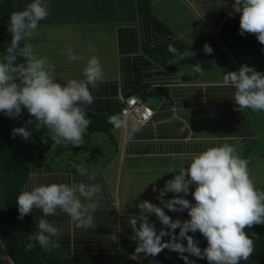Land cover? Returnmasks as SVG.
<instances>
[{
  "label": "crops",
  "instance_id": "1",
  "mask_svg": "<svg viewBox=\"0 0 264 264\" xmlns=\"http://www.w3.org/2000/svg\"><path fill=\"white\" fill-rule=\"evenodd\" d=\"M29 2L14 0V11L22 10ZM45 3L49 15L39 25L48 28L38 27L30 43L38 56L47 57L55 66L57 81L63 84L71 78L82 79L86 60L92 55L100 59L104 79L96 89H91L95 101L84 106L87 114L108 115L120 109L129 96H136L153 110L151 118L141 125L134 124L131 115L124 118L127 130L99 132L105 136L86 131L84 144L69 145L71 150L74 148L73 153L40 162L42 165L29 174L25 187H31L33 182L67 183L72 177L83 180L76 174L77 166L98 173L102 199L93 213L96 227L87 231L77 229L64 213L48 217L62 232L56 237L59 247L55 249L69 264H107L114 256H126L136 263L149 258L153 260L151 264H185L176 252L168 249L155 257L136 255V241L130 239L127 218L139 214L135 206L141 200L163 207L156 199L158 193L152 189L162 188L174 175L164 172L186 166L193 153L223 143L236 146L238 153L249 161L250 176L257 189L264 190L262 170H257L264 160V112L238 109L231 98L233 89L224 86V76L239 69L228 44L219 36L239 18V13L229 15L233 0H150L149 15L139 11L137 0ZM180 41L193 48L203 49L207 44L213 49V66L194 80H184L179 71L167 69L150 52ZM67 46L82 59L69 61ZM133 127L139 131L129 141L128 130ZM99 139L105 147L98 145ZM191 190L192 186L185 197L190 201ZM172 195L167 193L165 199ZM117 204L119 213L115 210ZM164 211L173 219L188 218L186 210ZM41 215L39 209L31 213V233ZM149 220L157 230L161 228L154 215ZM117 225L121 231L115 233V243L109 236ZM189 235L199 241L201 249L206 246L199 232ZM189 259L194 264L208 263L197 257Z\"/></svg>",
  "mask_w": 264,
  "mask_h": 264
},
{
  "label": "clouds",
  "instance_id": "2",
  "mask_svg": "<svg viewBox=\"0 0 264 264\" xmlns=\"http://www.w3.org/2000/svg\"><path fill=\"white\" fill-rule=\"evenodd\" d=\"M231 8L229 15L239 13V34H253L264 45V0H233ZM48 15L45 0H31L22 10L9 15L10 40L4 54L0 55V112L17 118L22 109H26L31 117L25 126L12 129L13 137L18 135L25 141L30 140L32 132L26 125L35 122V130L48 132L43 142L50 138L57 146H80L85 143V133L91 123L84 106L94 103L91 89L103 82L104 72L99 57L92 55L82 69V79L71 78L63 84L57 81L55 66L47 57L38 56L30 43L39 22ZM89 48L92 49L91 44ZM66 50L69 61L82 59L70 46ZM168 51L175 57L169 61L173 65L195 55L191 50L181 53L171 44ZM203 51L211 54L213 49L205 44ZM190 72L203 75V68L199 64L192 65ZM224 86L233 89L231 98L238 109L264 112V73L242 64L238 70L224 76ZM108 122L116 130L128 129L127 121L120 114L110 115ZM137 131L136 127L128 130L129 141ZM169 172L174 173L173 177L162 188L152 189L158 193L156 199L163 207L141 200L135 206L139 214L127 218L132 233L130 239L136 241V255L155 257L168 249L176 252L185 264H194L190 256L206 259L208 264L247 261L254 251V243L245 229L264 224V190L257 189L250 176L249 161L238 153L236 146L223 143L207 147L193 153L186 166L164 173ZM76 174L84 179L76 181L72 177L67 183L33 182L31 187L18 192L19 219L34 209L42 212L37 218L36 230L28 235V250L39 246L51 251L59 247L56 237L62 234L61 229L48 219L58 213L66 214L77 229L87 231L96 227L93 213L102 199L98 173L77 166ZM190 186L191 201L185 198ZM167 193H173L172 197L165 199ZM165 208L170 212L186 210L188 218L173 219ZM115 210L121 212L118 204ZM151 215L161 224L159 230L149 220ZM120 231L117 225L109 236L111 242L118 243L115 233ZM190 232L203 236L206 240L203 249Z\"/></svg>",
  "mask_w": 264,
  "mask_h": 264
},
{
  "label": "trees",
  "instance_id": "3",
  "mask_svg": "<svg viewBox=\"0 0 264 264\" xmlns=\"http://www.w3.org/2000/svg\"><path fill=\"white\" fill-rule=\"evenodd\" d=\"M137 4L141 13L150 14V0H137ZM13 11L14 0H0V55L4 54L10 40L8 21L9 15ZM232 26H234L233 29L231 28L232 32L237 33L239 20ZM249 42L250 46L256 45V40L250 39ZM170 44L177 50L179 49L178 51L181 53L191 50L195 55L187 57L175 65L169 64V61L175 58L168 51ZM150 52L167 69L179 71L184 80H194L200 75L190 72L192 65L199 64L203 70L213 66L211 54L205 53L202 48L189 47L181 41L170 42L168 45ZM22 111L27 112L26 109H22ZM112 114L121 115V108L108 115L86 113L87 118L91 121L87 131L109 132L113 129L112 124L108 122V117ZM13 128L14 126L7 120L6 115L0 112V238L15 264H69L55 248L51 251H46L39 246L32 250L26 248L29 243L28 235L31 233V214L26 215L23 219L18 218L16 196L25 187L29 174L40 167L42 161L39 159L36 163H32L33 152L38 153V144L29 142V140L25 141L18 135L13 137L11 134ZM47 136L48 132L46 131L44 138ZM245 232L253 240L254 251L247 261H241L240 264H264V224L248 227ZM152 261L147 258L144 262L136 263L126 256L124 258L114 256L108 260L107 264H151Z\"/></svg>",
  "mask_w": 264,
  "mask_h": 264
},
{
  "label": "rangeland",
  "instance_id": "4",
  "mask_svg": "<svg viewBox=\"0 0 264 264\" xmlns=\"http://www.w3.org/2000/svg\"><path fill=\"white\" fill-rule=\"evenodd\" d=\"M238 20L239 18H235V20L232 21V25L233 23L235 24ZM232 25L226 27L228 29H226L224 33H220L219 36L223 41H225L226 44H228L230 51L236 60V64L239 67L242 64H245V65L255 68L257 71L264 73V45H261L259 41L256 39L255 35L253 34L245 33L243 36H241L239 34V31L237 33H233L232 29L234 26ZM39 28H48V26L42 24V25H39ZM250 39L256 40L255 46H250V42H249ZM246 62H249V63H246ZM29 119H31V117L29 116L28 112H23V111L21 115L17 118L7 117V120L14 127L25 126V122ZM26 126L32 132L31 139L29 140V142L31 141V142L38 144L37 145L38 153L33 152V160H32L33 164L36 163L39 159L42 162H50L51 159L56 160L57 157L63 158L66 153L68 154L73 153L74 148L71 150L69 145H65V146L62 145L61 146L62 148H59L60 146L54 145V143L49 138L46 143L43 142L46 130L44 129H40L39 131L35 130V122H33L32 124H27ZM94 136H105V135L103 133L97 132L94 134ZM98 145L101 148H103L104 144L102 143V139H99ZM56 150H58L57 152H60V153L59 154L56 153ZM65 150H68V151H65ZM82 153L85 154V156H89L88 154L85 153V151H82ZM257 164H258V161H257ZM259 169L262 170L260 174L263 175V179H264V160L259 162V166H257V170ZM202 264H208V263L204 262Z\"/></svg>",
  "mask_w": 264,
  "mask_h": 264
},
{
  "label": "built area",
  "instance_id": "5",
  "mask_svg": "<svg viewBox=\"0 0 264 264\" xmlns=\"http://www.w3.org/2000/svg\"><path fill=\"white\" fill-rule=\"evenodd\" d=\"M153 114V110L144 105L136 96H129L123 100L121 116L126 119L131 115L134 117V124L141 125L148 121Z\"/></svg>",
  "mask_w": 264,
  "mask_h": 264
},
{
  "label": "water",
  "instance_id": "6",
  "mask_svg": "<svg viewBox=\"0 0 264 264\" xmlns=\"http://www.w3.org/2000/svg\"><path fill=\"white\" fill-rule=\"evenodd\" d=\"M0 264H15L13 259L9 256L1 238H0Z\"/></svg>",
  "mask_w": 264,
  "mask_h": 264
}]
</instances>
